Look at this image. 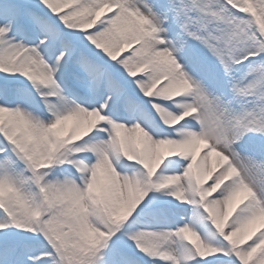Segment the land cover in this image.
Wrapping results in <instances>:
<instances>
[{"label":"snow or ice","instance_id":"obj_1","mask_svg":"<svg viewBox=\"0 0 264 264\" xmlns=\"http://www.w3.org/2000/svg\"><path fill=\"white\" fill-rule=\"evenodd\" d=\"M0 264H264V0H0Z\"/></svg>","mask_w":264,"mask_h":264},{"label":"rangeland","instance_id":"obj_2","mask_svg":"<svg viewBox=\"0 0 264 264\" xmlns=\"http://www.w3.org/2000/svg\"><path fill=\"white\" fill-rule=\"evenodd\" d=\"M134 46V45H133Z\"/></svg>","mask_w":264,"mask_h":264}]
</instances>
